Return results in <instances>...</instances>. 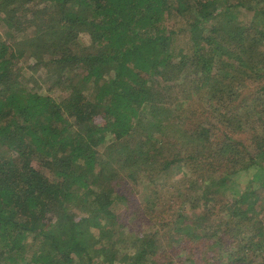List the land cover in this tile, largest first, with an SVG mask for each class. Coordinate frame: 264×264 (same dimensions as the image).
<instances>
[{
	"label": "trees",
	"instance_id": "16d2710c",
	"mask_svg": "<svg viewBox=\"0 0 264 264\" xmlns=\"http://www.w3.org/2000/svg\"><path fill=\"white\" fill-rule=\"evenodd\" d=\"M0 23V264H264V0H0Z\"/></svg>",
	"mask_w": 264,
	"mask_h": 264
},
{
	"label": "rangeland",
	"instance_id": "374dc122",
	"mask_svg": "<svg viewBox=\"0 0 264 264\" xmlns=\"http://www.w3.org/2000/svg\"><path fill=\"white\" fill-rule=\"evenodd\" d=\"M33 3H31L32 5ZM70 9V7H69ZM248 15V14H247ZM245 16V15H242V14H238L237 18L239 19H245V18H249L250 16ZM179 20V18L177 19ZM170 22L172 23V20H170ZM0 32H4V25L0 23ZM177 38V41L175 42L176 45L178 46H182V47H187L189 45H186V40H187V35L185 34V32H181L178 34V36L176 37ZM79 43L81 45H86V42L83 41V38L82 37H79ZM8 42V41H7ZM76 43V42H75ZM77 44V43H76ZM76 52H79L77 51L78 48L74 49ZM24 61H26V59H23ZM22 64L20 65H24V66H27V62L24 63L23 61H21ZM29 62V60H28ZM33 62L30 60V63ZM24 63V64H23ZM29 64V63H28ZM40 67V66H39ZM46 69V70H45ZM25 76L26 78H28V87L30 88V86H33L30 82H32V80H36L37 82L34 83L36 84V87H37V90H45L47 92V94L53 96L54 98H56L57 100L61 99V98H64L65 96H67L69 94V92L71 91L70 89H65L64 88V92L63 90H61L62 88V85H63V82H65V80H62L60 81V85H58V87H52V83L54 81H51V82H48L47 79H45L44 77L47 76V72H48V68H40L38 69L37 71H34V70H29V69H26L25 71ZM74 72L76 74L74 75H78V74H81V70L80 69H77V70H74ZM72 72L70 74V76L72 77ZM74 77V76H73ZM161 135V134H159ZM161 138H164V137H161ZM164 145V149H167L169 144L168 142L166 143L164 141L163 143ZM100 149H102L100 147ZM171 172H170V169H166V173L165 171L156 176L153 177L152 181L154 182H159V181H163L165 179H167L169 177V175H174L176 174V168L173 167L172 165V168H171ZM144 179V178H143ZM150 179V177H149ZM151 181V182H152ZM166 181V180H165ZM153 182V183H154ZM126 192H127V196H126V201L128 203V207H127V210L129 208H132L134 205H137V204H142V202L144 203L145 199L148 198V196L150 195V191H151V188H150V185L146 183V179L144 180H140V183H134V182H127L126 184ZM260 194L261 195H264V187H262V189H260ZM76 205H73L69 207L70 211L71 212H76L77 214H82L80 211H79V207H75ZM125 207V206H124ZM123 207V208H124ZM124 210V209H123ZM127 210H125L127 212ZM127 219V218H126ZM129 219V218H128ZM146 227V226H145ZM32 248V251L35 249V246L34 244L31 246ZM32 251H28L29 253H31ZM28 258L31 256L30 255H27Z\"/></svg>",
	"mask_w": 264,
	"mask_h": 264
}]
</instances>
